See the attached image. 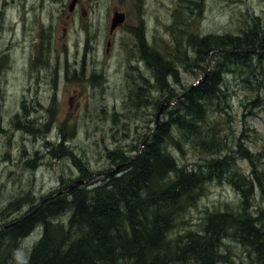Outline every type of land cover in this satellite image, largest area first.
Wrapping results in <instances>:
<instances>
[{
	"label": "rangeland",
	"instance_id": "rangeland-1",
	"mask_svg": "<svg viewBox=\"0 0 264 264\" xmlns=\"http://www.w3.org/2000/svg\"><path fill=\"white\" fill-rule=\"evenodd\" d=\"M184 2L0 0V212L24 192L36 197L58 187L62 175H79L82 181L79 172L84 169L94 180L102 178L108 150L128 145L140 149L142 138L174 102L151 81V92L143 87L151 72L140 60L138 45L142 38L163 55L170 54L167 26L175 8L202 35H235L249 24L264 33V0H202L200 9ZM113 12L123 13V20L109 30ZM185 53L193 56L191 48ZM177 59H172L177 69L169 83L173 93L196 83L200 74ZM243 79L237 72L227 73L226 112L214 117L222 134L231 139L244 134L242 147L264 158V107L256 86L244 87ZM62 135L71 154L54 158L45 141L56 146ZM180 151L174 154L187 166L204 160V153L189 144L183 143ZM237 163L248 170L241 159ZM236 199L226 181L208 182L205 194L184 217L187 228L197 226L205 209ZM24 210L0 216V230L5 218H17ZM36 232L20 242L21 257L13 256V264H23ZM235 244L229 245L230 255L242 251Z\"/></svg>",
	"mask_w": 264,
	"mask_h": 264
},
{
	"label": "trees",
	"instance_id": "trees-1",
	"mask_svg": "<svg viewBox=\"0 0 264 264\" xmlns=\"http://www.w3.org/2000/svg\"><path fill=\"white\" fill-rule=\"evenodd\" d=\"M184 3L200 9L202 0ZM176 9L167 26L170 54L142 38L138 45L140 60L151 72L143 87L151 92L153 84L174 102L166 117L142 138L139 150L128 145L106 151L102 178L94 180L82 169V181L79 175H62L58 187L43 195L27 191L12 198L1 217L26 210L4 219L0 264L20 258V242L35 230L23 264H264V158L242 147L244 134L232 139L222 134L214 117L226 112L227 73L243 76L244 87L255 85L264 107V33L249 24L235 35H202ZM189 48L191 58L185 53ZM175 57L200 72V80L179 93L169 84ZM66 143L63 135L56 146L45 141L54 158L71 154ZM183 143L204 153L202 164L179 162L174 153ZM237 158L248 164L247 171ZM214 181L229 183L236 201L205 209L197 226L187 228L186 213ZM231 242L242 248L240 255L229 254Z\"/></svg>",
	"mask_w": 264,
	"mask_h": 264
},
{
	"label": "water",
	"instance_id": "water-1",
	"mask_svg": "<svg viewBox=\"0 0 264 264\" xmlns=\"http://www.w3.org/2000/svg\"><path fill=\"white\" fill-rule=\"evenodd\" d=\"M122 20H123V13L113 12V20H112V22H111V24L109 26V30H112L114 25L117 24V23L122 22ZM199 80H200V78L197 79V81H199ZM157 116H158V114H156L155 117L157 118Z\"/></svg>",
	"mask_w": 264,
	"mask_h": 264
},
{
	"label": "bare ground",
	"instance_id": "bare-ground-1",
	"mask_svg": "<svg viewBox=\"0 0 264 264\" xmlns=\"http://www.w3.org/2000/svg\"><path fill=\"white\" fill-rule=\"evenodd\" d=\"M169 83H171V82H169ZM169 103V102H168ZM164 108V107H163ZM144 145V144H143Z\"/></svg>",
	"mask_w": 264,
	"mask_h": 264
}]
</instances>
